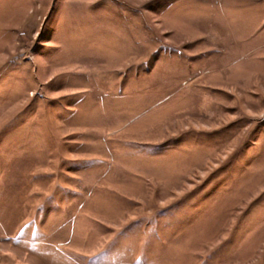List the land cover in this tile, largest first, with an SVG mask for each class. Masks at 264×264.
Returning a JSON list of instances; mask_svg holds the SVG:
<instances>
[{
	"label": "rangeland",
	"instance_id": "rangeland-1",
	"mask_svg": "<svg viewBox=\"0 0 264 264\" xmlns=\"http://www.w3.org/2000/svg\"><path fill=\"white\" fill-rule=\"evenodd\" d=\"M0 264H264V0H0Z\"/></svg>",
	"mask_w": 264,
	"mask_h": 264
}]
</instances>
